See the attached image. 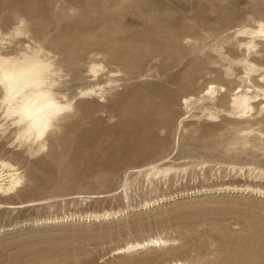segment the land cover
Returning <instances> with one entry per match:
<instances>
[{
	"label": "rangeland",
	"instance_id": "rangeland-1",
	"mask_svg": "<svg viewBox=\"0 0 264 264\" xmlns=\"http://www.w3.org/2000/svg\"><path fill=\"white\" fill-rule=\"evenodd\" d=\"M260 19L264 0H0V53L43 48L73 102L40 149L0 101V158L23 175L0 204L41 202L0 208V264H264V194L246 190L264 189V117L235 91L246 72L263 87L264 50L232 79L219 54ZM156 235L169 246L116 254Z\"/></svg>",
	"mask_w": 264,
	"mask_h": 264
},
{
	"label": "bare ground",
	"instance_id": "bare-ground-1",
	"mask_svg": "<svg viewBox=\"0 0 264 264\" xmlns=\"http://www.w3.org/2000/svg\"><path fill=\"white\" fill-rule=\"evenodd\" d=\"M20 33L21 32H19V34ZM234 41L239 50H242L241 56L234 58L226 53V51H219L220 57L227 63L224 66V72L226 75L225 77L229 79L236 76L233 68L234 63L241 64L244 66L245 70H247L245 68L246 66L251 70H254V68L257 67V64L253 62L252 55H257L264 50V19L258 20L253 26L238 28L234 32ZM26 47L29 52H22L20 55L12 56L0 53V101L4 107L6 118L11 120L18 129L17 140L29 142L38 145L40 149H44L49 133L55 128L60 118L73 110V102L70 101L66 93L61 92V89L63 88L62 83L59 82L61 79L60 73L53 65L48 54H45L44 49L40 48L39 50H32L30 45H27ZM100 69V65L92 64L91 72L95 77L94 80H98ZM239 80L249 90L246 91L239 87L235 89L236 95L243 100L241 106L244 109V112L248 113L255 110L258 117H264V98H262L264 97V71L261 75L263 87L260 89L252 84L248 72L239 76ZM211 86L214 90L219 91V88L215 85ZM103 88L104 87L100 85H96L93 88L82 90L81 94L83 97H94L99 91L102 95L101 91ZM249 99L252 100L251 104L248 103ZM261 118L260 120H262ZM262 136H264V134H262ZM251 169L258 170L257 177L264 179V169ZM22 183L23 175L20 168L11 162L0 158V199L16 194L22 187ZM244 187L246 188V186ZM226 189L238 191L239 188L236 186H229ZM247 189H250L251 191H260L264 194V189L262 190L257 187L256 189L251 187L246 188V190ZM164 199L166 198L163 197L160 200ZM39 203L41 202L37 201L21 204L5 203L0 204V208L5 207L8 209H14L34 206ZM117 214L118 213L114 211L90 214L88 212V214H71L62 217L37 220L35 223L94 221L117 216ZM169 241L170 240L164 239L160 235L152 236L143 240L129 241L123 247L118 248L116 254L128 255L147 248L168 247ZM173 264L184 263L176 260Z\"/></svg>",
	"mask_w": 264,
	"mask_h": 264
}]
</instances>
